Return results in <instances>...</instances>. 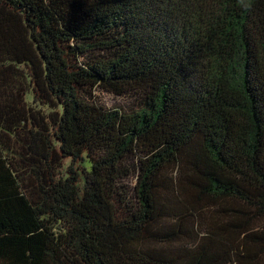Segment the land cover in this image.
I'll use <instances>...</instances> for the list:
<instances>
[{"label": "trees", "instance_id": "trees-1", "mask_svg": "<svg viewBox=\"0 0 264 264\" xmlns=\"http://www.w3.org/2000/svg\"><path fill=\"white\" fill-rule=\"evenodd\" d=\"M0 264H264V0H0Z\"/></svg>", "mask_w": 264, "mask_h": 264}, {"label": "rangeland", "instance_id": "rangeland-1", "mask_svg": "<svg viewBox=\"0 0 264 264\" xmlns=\"http://www.w3.org/2000/svg\"><path fill=\"white\" fill-rule=\"evenodd\" d=\"M96 95L99 98L100 102L106 107H118L124 102L122 99L114 97L111 94L98 92Z\"/></svg>", "mask_w": 264, "mask_h": 264}]
</instances>
